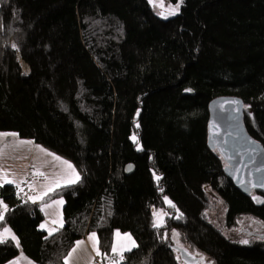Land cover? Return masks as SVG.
<instances>
[{"label": "trees", "instance_id": "trees-1", "mask_svg": "<svg viewBox=\"0 0 264 264\" xmlns=\"http://www.w3.org/2000/svg\"><path fill=\"white\" fill-rule=\"evenodd\" d=\"M219 96L242 99L245 127L264 148V0H183L168 18L147 0H0V131L79 173L47 196L64 201L51 235L40 204L0 186V228L20 245L0 243V264L20 252L65 264L89 232L101 264H180L174 233L211 264H264V241H232L206 216L209 188L225 227L242 216L264 224V193L236 189L207 145L208 104ZM153 209L164 214L159 227ZM115 232L135 246L110 263Z\"/></svg>", "mask_w": 264, "mask_h": 264}, {"label": "crops", "instance_id": "crops-1", "mask_svg": "<svg viewBox=\"0 0 264 264\" xmlns=\"http://www.w3.org/2000/svg\"><path fill=\"white\" fill-rule=\"evenodd\" d=\"M38 146L39 144L35 143L30 139H23L18 137V135L14 132L0 131V186L6 184L3 182L4 180H1V177L5 178V174L8 180H12V178L16 179L14 183L10 185H13L15 187L19 185V187L17 188L21 192V195L30 202L32 201L29 199V197H32V195H34V191H36L37 196H39L40 193L44 192L49 186L55 187V182L57 180L60 181V187H63L72 184L70 181L75 179V175L73 174L72 170L69 169L65 163H63L64 161H61L60 159H51L56 161L49 162L47 159V155H45L44 151L39 149ZM38 173H43V175H39ZM75 174H77L76 171ZM34 176L38 179L34 180ZM47 178H50V184L49 186H44L43 184L46 183ZM60 187H56L55 190ZM57 200H62V198H47V196H45L43 200H38L35 202L37 204H40V210L43 215V222L41 223V225H46L45 228H41L40 225V228L48 234L50 229H60V222H62L63 225L61 213L63 204L54 205L55 203L53 202ZM45 204H51L52 206L44 208L43 206ZM53 210L55 213V217L52 215ZM53 221H56L57 223L54 224ZM4 228H0V232ZM91 234L92 232H89L75 242L74 246L65 257L64 263L66 259L68 260V264L93 263L94 256L98 255L96 254V247H94V244L96 242L89 239ZM114 237L115 234L113 236V246ZM8 238L11 239L10 236L6 239ZM129 242L130 246H128V250L133 248L131 242L134 241ZM74 248L76 249L75 252H73ZM70 253L71 257L69 258ZM123 253L124 252L117 254L113 253V259L120 260V255ZM6 264L34 263L22 252H20L17 257L10 260Z\"/></svg>", "mask_w": 264, "mask_h": 264}, {"label": "water", "instance_id": "water-1", "mask_svg": "<svg viewBox=\"0 0 264 264\" xmlns=\"http://www.w3.org/2000/svg\"><path fill=\"white\" fill-rule=\"evenodd\" d=\"M184 94H192L190 89ZM244 103L236 96H219L208 104L207 145L215 150L225 163L224 175L244 195L264 193V148L253 138L244 124ZM131 165L125 168L130 174ZM238 170V171H237ZM181 259L198 264V259L186 250Z\"/></svg>", "mask_w": 264, "mask_h": 264}, {"label": "rangeland", "instance_id": "rangeland-1", "mask_svg": "<svg viewBox=\"0 0 264 264\" xmlns=\"http://www.w3.org/2000/svg\"><path fill=\"white\" fill-rule=\"evenodd\" d=\"M147 1L151 5L154 13L160 18H168L170 16H173L170 14L171 11L176 7L177 4H180V8H181V4H182L181 0H179L175 4L170 3L167 0H147ZM180 8H179V11H180ZM38 147H39V149L44 151L45 155H47V159L49 162L56 161V160H51V159H56L58 157L61 161H66V162H68V164H71L72 167L77 172V174H79L77 169L74 167V165L70 161L56 155L55 153H52L51 151L47 150L46 148H44L41 145H39ZM32 175H34V174H32ZM33 178H35V176ZM36 179H38V178H35L34 180H36ZM1 180H4V177H1ZM12 180L15 181L16 179L12 178ZM49 180H50V178H47L46 183L43 185L49 186V184H50ZM206 191H207V194H208L210 202H211V209L209 211H207L206 216H207L208 220L215 227L222 230V232L224 233V235L227 238L231 239L232 241H239V242H241L243 240H247L248 243L253 242V241H258V240L264 241V224L261 223L260 221H258L257 219L253 218V217L242 216L238 219L236 227H234V228L225 227L224 226V215L226 212L225 205L217 197V195L215 193H213L209 188H207ZM35 196H37L36 191H34V195H32V197H35ZM166 202L168 203V200H166ZM54 205H56V204H54ZM52 215L55 217L54 210L52 211ZM153 217H154L155 225L157 223H159L160 225L163 224L164 214L161 210H158V209L154 210L153 209ZM5 228L10 229L11 233L14 234L13 231L11 230V228H9V227H5ZM0 233L2 234L3 230ZM116 233H119L120 236L117 237ZM114 234H115L114 246L118 247V249L120 250L119 253L125 252L126 250H128V248H129L128 246H130L129 245L130 242L128 239H126V237L130 236V235L128 233H120V232H115ZM131 241H133L132 237H131ZM171 241H172L173 245H175V247H173V249L175 250V252L179 256L180 264H188L181 259V251H183V250H186V251L188 250L191 254H193L198 259V261H199L198 264H211V262H209V260H207L206 256L203 253L198 252L196 250H190L186 245H184L182 243V241L180 240V237L176 233H174V237L172 238ZM96 254H97V252H96ZM94 261L92 264H97L96 261H95V263H94Z\"/></svg>", "mask_w": 264, "mask_h": 264}, {"label": "snow or ice", "instance_id": "snow-or-ice-1", "mask_svg": "<svg viewBox=\"0 0 264 264\" xmlns=\"http://www.w3.org/2000/svg\"><path fill=\"white\" fill-rule=\"evenodd\" d=\"M182 2H183V0H181V3ZM179 8H180V4H177L176 7L171 11L170 14L171 15H176L178 13V11H179ZM137 127H139V125H137ZM132 139H133L134 142H136V137L135 136H133ZM138 150H140L139 147H138ZM56 159H59V158L57 157ZM63 163H65L67 165V167L69 169H71L72 172H73V174L75 175V179L74 180H71L70 182L71 183H75L77 180H79V175L78 174H75V169L72 167V165L71 164H68V162H66V161H64ZM38 174L39 175H43V173H38ZM157 180H159V177H157ZM3 182L6 183V184H13L14 183V181L8 180L6 178V174H5V178H4V181ZM17 187H19V185H17ZM56 187H60V181L59 180H57L55 182V187L49 186L44 192L40 193L39 196L29 197V199L33 203H35L38 199L39 200H43L45 196H48L49 195V193L54 192ZM260 202H264V201H260ZM53 203H55L57 205H62L63 204V201L62 200H57V201H54ZM168 203H169V205L171 207H174V205H172L170 201H168ZM0 204H2V202H0ZM51 206H52L51 204H45L43 207L46 208V207H51ZM42 210H43V208H42ZM7 211H8L7 206L6 205H3V210L0 211V221H3L4 220V214ZM53 223L55 224L57 222L56 221H53ZM60 226L62 227V222H60ZM155 226L159 227L160 224L157 223ZM45 227H46V225H41V228H45ZM53 231H56V229H50L49 230V235H51ZM116 235H117V237L120 236L119 233H116ZM9 236L11 237L12 240L16 241L17 246H19V240L17 239V237L14 234L11 233L10 229H8V228H4L3 229V233L0 234V243H3L5 241V239L7 237H9ZM89 239L90 240H93L94 242H96L94 244V247H96L97 255H100L99 249H98V240H97L96 234L95 233H92L90 235ZM126 239H128L129 241H131V237L130 236H127ZM241 242L244 243V244H247L248 243L247 240H243ZM132 246L133 247L135 246L134 242H132ZM75 251H76V249L74 248L73 249V252H75ZM112 251H113L114 254H117V253H119L120 250L118 249L117 246H113ZM70 257H71V253L69 254V258ZM120 259H123L122 254L120 255ZM65 264H68V260L67 259L65 261Z\"/></svg>", "mask_w": 264, "mask_h": 264}, {"label": "built area", "instance_id": "built-area-1", "mask_svg": "<svg viewBox=\"0 0 264 264\" xmlns=\"http://www.w3.org/2000/svg\"><path fill=\"white\" fill-rule=\"evenodd\" d=\"M94 260L96 261L97 264H101L100 258L98 256H94ZM110 263H117V259L111 260Z\"/></svg>", "mask_w": 264, "mask_h": 264}]
</instances>
